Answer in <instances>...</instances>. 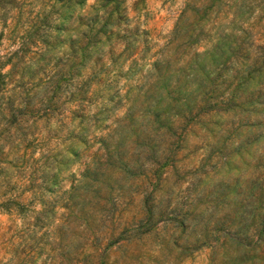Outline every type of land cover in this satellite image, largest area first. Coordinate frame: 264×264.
I'll use <instances>...</instances> for the list:
<instances>
[{"label":"rangeland","instance_id":"obj_1","mask_svg":"<svg viewBox=\"0 0 264 264\" xmlns=\"http://www.w3.org/2000/svg\"><path fill=\"white\" fill-rule=\"evenodd\" d=\"M0 264H264V0H0Z\"/></svg>","mask_w":264,"mask_h":264}]
</instances>
